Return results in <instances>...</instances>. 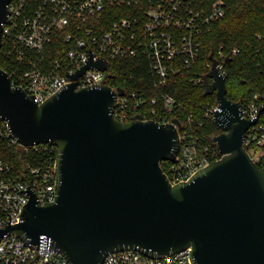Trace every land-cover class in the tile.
Instances as JSON below:
<instances>
[{
    "label": "water",
    "instance_id": "water-1",
    "mask_svg": "<svg viewBox=\"0 0 264 264\" xmlns=\"http://www.w3.org/2000/svg\"><path fill=\"white\" fill-rule=\"evenodd\" d=\"M9 1L0 0V51ZM210 59L204 88L219 103L213 123L221 132L213 141L223 156L177 185L161 163L178 155L179 120L136 115L123 123L114 117L122 89L77 90L79 77L92 66L106 70V60L91 56L73 83L41 104L0 68V116L13 137L24 146L58 147L55 201L38 206L28 190L20 223L0 229V238L12 233L39 245L46 235L70 264H103L125 250L163 258L190 247L195 264H264V171L244 145L264 104L257 118L244 119L242 103L228 99L226 78Z\"/></svg>",
    "mask_w": 264,
    "mask_h": 264
},
{
    "label": "built area",
    "instance_id": "built-area-1",
    "mask_svg": "<svg viewBox=\"0 0 264 264\" xmlns=\"http://www.w3.org/2000/svg\"><path fill=\"white\" fill-rule=\"evenodd\" d=\"M7 21L3 24L2 60L13 87L22 88L41 104L69 84L72 76L93 56L104 59L106 70L88 68L79 77L77 90L108 85L122 89L114 110L116 120H134L139 109L150 105L143 120L171 124L179 101L166 89L171 74L190 67L199 57L202 37L224 19L229 6L224 0L207 4L206 0H10ZM129 14L123 15V12ZM134 11V12H132ZM121 14V16H118ZM4 48V49H3ZM241 52L234 48L232 55ZM216 58V57H215ZM227 56L220 52L218 70L227 79ZM143 61L149 64L160 97L147 99L136 91L113 86L111 62ZM212 66L209 64V70ZM204 84V77L192 81ZM260 96L242 104L244 119L257 118ZM214 102L204 108L212 120L219 109ZM251 126L245 134V148L258 163L264 157V123ZM180 131V148L175 161L167 166L172 185L188 182L198 171L220 160L217 146L202 144L189 131ZM0 137L18 150L17 161L0 157V229L21 221L30 201L28 190L37 196L38 206L56 199V160L58 147L53 143L22 145L13 137L9 124L0 116ZM215 144V143H214ZM53 241L42 235L39 245H30L16 234L0 238V264H70L56 250ZM193 249L187 248L163 258L150 257L136 250L109 254L103 264H195Z\"/></svg>",
    "mask_w": 264,
    "mask_h": 264
},
{
    "label": "trees",
    "instance_id": "trees-1",
    "mask_svg": "<svg viewBox=\"0 0 264 264\" xmlns=\"http://www.w3.org/2000/svg\"><path fill=\"white\" fill-rule=\"evenodd\" d=\"M140 4L146 0H137ZM216 0H206L211 4ZM229 11L227 16L216 22L209 32L202 37V48L199 57L190 67L171 74L166 89L170 95L179 101V109L174 113V119L182 124L181 132L189 131L198 137L202 144L215 146L213 138L221 131L212 120L205 119L204 108L209 102H214V95H205L204 84L195 85L192 81L203 78L209 71L210 56L218 58L223 52L229 56L227 69V97L242 104L251 102L256 95L258 102L264 104V0H224ZM123 12V15L129 14ZM134 12V11H132ZM121 16V14H118ZM241 52L232 55L234 48ZM4 49V48H3ZM0 53V66L7 70ZM113 86L122 87L126 91H136L147 99L160 97L162 90L157 88L149 64L143 61L111 62V79ZM150 105L145 104L139 109L144 117ZM261 122L264 123V113ZM19 152L9 147L7 141L0 137V157L5 160L17 161ZM170 161L161 163L164 172L168 173ZM264 171V157L257 163Z\"/></svg>",
    "mask_w": 264,
    "mask_h": 264
}]
</instances>
